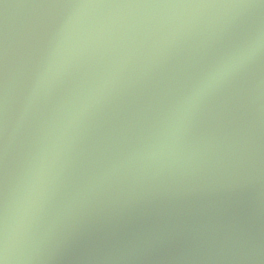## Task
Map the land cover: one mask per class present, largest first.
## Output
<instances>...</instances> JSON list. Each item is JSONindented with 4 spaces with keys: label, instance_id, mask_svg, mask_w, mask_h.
<instances>
[{
    "label": "water",
    "instance_id": "water-1",
    "mask_svg": "<svg viewBox=\"0 0 264 264\" xmlns=\"http://www.w3.org/2000/svg\"><path fill=\"white\" fill-rule=\"evenodd\" d=\"M3 264H264V0H0Z\"/></svg>",
    "mask_w": 264,
    "mask_h": 264
},
{
    "label": "clouds",
    "instance_id": "clouds-1",
    "mask_svg": "<svg viewBox=\"0 0 264 264\" xmlns=\"http://www.w3.org/2000/svg\"><path fill=\"white\" fill-rule=\"evenodd\" d=\"M0 264H3V261H0Z\"/></svg>",
    "mask_w": 264,
    "mask_h": 264
}]
</instances>
